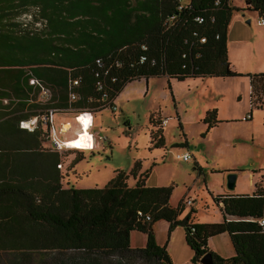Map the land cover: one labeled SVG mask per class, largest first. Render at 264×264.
I'll list each match as a JSON object with an SVG mask.
<instances>
[{"label":"trees","instance_id":"obj_1","mask_svg":"<svg viewBox=\"0 0 264 264\" xmlns=\"http://www.w3.org/2000/svg\"><path fill=\"white\" fill-rule=\"evenodd\" d=\"M214 1L0 0V249L20 251L19 260L34 250H75L86 264L115 254L119 258L110 264H131L136 257L175 264L152 230L154 222L165 219L168 233L178 224L184 227L191 264H201L198 258L207 251L216 264H264V187L258 182L252 192L213 194L223 212L215 222L194 221V207L180 218L183 204L169 202L173 185L147 184L149 170L140 171L139 161L129 171L115 170L101 187L64 186L62 151L83 152L95 143L56 148L47 119L50 108L53 120L56 113L63 119L70 114L75 119L81 111L94 114L111 107L127 82L164 74L178 80L248 75L251 105L259 106L264 71L239 72L228 58V26L238 7L229 0ZM244 2L264 14V0ZM197 15L203 19L196 20ZM97 58L103 64L100 89L95 85ZM44 86L51 91L47 99L39 97ZM71 91L76 97H70ZM152 118L150 142L164 146L163 125ZM202 119L207 129L216 125L217 108L207 109ZM27 121L30 125H23ZM134 229L147 233L143 246H131ZM223 230L234 247L230 257L207 244L209 236Z\"/></svg>","mask_w":264,"mask_h":264},{"label":"rangeland","instance_id":"obj_2","mask_svg":"<svg viewBox=\"0 0 264 264\" xmlns=\"http://www.w3.org/2000/svg\"><path fill=\"white\" fill-rule=\"evenodd\" d=\"M230 2L238 9L233 11L234 16L232 15L229 24V39L237 37L249 39L257 37L258 41L260 39L259 44L254 47L248 44L245 56H240L241 72L264 71V25L257 23L258 12L254 9H245L244 0ZM250 17L253 21L246 22ZM22 18L27 20L29 16L24 14ZM235 78L239 79L227 82L221 78L214 82L206 80L202 83L200 79L192 78L170 80L164 74L148 79L145 87L148 92L145 95L133 91L127 96L126 91H122L118 97H114L117 110L106 106L94 113L93 130L96 140L93 148L83 152H72L70 149L62 151L63 165L60 168L63 173L62 185L70 183L81 188L101 187L112 177L115 170L129 171L135 162L139 161L142 171L149 170L148 184L173 185L169 202L173 206L184 202L180 218L187 214L192 205L197 210L195 218L198 220L208 218L211 211L219 213V208L213 202L205 184L211 191L219 192L221 176L225 170L236 169L235 171L247 173L253 168H258L256 182L264 187V93L259 91L258 96L253 95L251 100L257 96L259 106L251 107L249 86L241 77ZM134 81L132 84L137 86H140V82L145 85L144 78H141V81ZM206 101L215 103L208 108L220 109L218 111L220 119L231 116L234 118L226 121L222 119L223 121L207 129L202 119L205 112L199 114ZM250 108L252 115L248 118ZM150 114L157 123L161 122L162 118L167 119L168 124L163 125V147H156L150 142ZM70 115L64 119L58 113L54 116L56 134L60 138L61 132L58 129L62 124L61 119L69 120ZM71 122L79 130L78 120L73 118ZM89 134L90 132L86 133L84 148L91 145ZM185 139L188 145H178L184 143ZM184 151L191 152L192 158L182 160L177 156ZM195 158H199L202 171L195 167ZM71 163L73 167H70ZM220 168L221 174L218 171ZM194 180L196 181L193 182ZM127 181L129 184L134 182L131 177ZM248 187L246 181L240 188L248 191ZM187 195L196 198L193 204L185 202ZM175 227L171 237L172 246L167 249L171 251L174 261L178 262L180 259H188V255L192 257V252L185 242L184 227L179 224ZM156 232L164 235L160 225H157ZM134 240L135 234L133 243ZM74 251L61 253L57 250H34L28 259L19 260L20 251L5 248L0 249V264H86L78 259L79 256ZM117 258L119 254L112 255L107 260H102L100 264H110ZM129 262L154 264L140 257L132 258Z\"/></svg>","mask_w":264,"mask_h":264},{"label":"crops","instance_id":"obj_3","mask_svg":"<svg viewBox=\"0 0 264 264\" xmlns=\"http://www.w3.org/2000/svg\"><path fill=\"white\" fill-rule=\"evenodd\" d=\"M245 9H248V8H245ZM257 15L259 16V14H257ZM232 17H231V19H232ZM249 19H250V21L248 23L253 21L252 17H250ZM230 23H231V20H230ZM257 23H259V22L257 21ZM228 28H229V26H228ZM259 41H260V39H259ZM259 41H258L257 37H254L253 39H249L248 37H237V38H234V39H229V36H228V58L230 60V63H231V66H232L233 69L241 72L242 69L240 67L241 66V64H240L241 57L240 56H245V53H246V51L249 48L248 44L250 46L254 47V45H258L259 44ZM258 63H260V61H258ZM235 77H241L243 79V82L247 83V86H249V92H250L251 87H250V81H249V76L248 75H232V76H223V77L222 76H206L205 78L204 77H187L185 79H188V78L200 79L202 81V83H204V82H206V80H207V82H214V81H217V80H220L221 78H223L224 79L223 81H227V82L228 81H232L233 82V81H236L235 79H239V78H235ZM141 78H144V81H145V85L144 86H143L144 83L142 84L140 82ZM141 78L136 79V80H140L139 81L140 82V86L132 84V83L135 82L134 80L129 81V82H127L124 85V87L116 95V97H118L122 93V91H124V90L126 91L127 96H129L133 91L139 92L140 95L141 94L145 95L148 92L147 88L145 89V87H147V81H149L148 79L150 77L147 79V81H146L145 77H141ZM168 79H170V80L171 79L172 80L173 79L178 80L177 78H174V77H168ZM196 83H199V82H196ZM249 97H250V93H249ZM219 99H221V98H219ZM212 104H215V103H213L211 101H206L199 114H202V112L204 114V112H206V110L209 109L208 106H210ZM249 104L251 105L252 103L249 102ZM251 107H253V106H251ZM251 109L252 108H250V110ZM251 115H252V110H251ZM199 116H201V115H199ZM69 118H70L69 121L71 122V119H73V116H71ZM218 118L220 119V117H218ZM233 118L234 117H232V116L231 117H224V118H221L220 121H218V122L223 121L222 119H224L226 121L227 119L232 120ZM61 120H62L63 124L66 123V122L63 121V119H61ZM87 121H88V116H86V122ZM70 122H69V125H71ZM167 124H168V122H167ZM75 132L77 133V128L72 123V127L71 126H70V128L69 127H65V129L63 131H61V139L64 140V141L69 140L76 134ZM87 132L88 131L86 130V132L83 135V142H84V146L85 147H86V137L85 136H86ZM89 136H90V134H89ZM89 142H90V139H89L88 143ZM187 145H188V142H187ZM161 147H163V146H161ZM195 162H197L198 169L200 171H202V169L200 167L201 163L199 161V158H195ZM221 170H222L221 168L218 170L220 172V174H221ZM140 171H142V170H140ZM200 171H199V174L201 173ZM227 171H229V169L225 170V173H222V176H221L222 177L221 190L219 192L211 191L210 189H208V185L205 184V186L207 187L206 189L210 191V193H209L210 196H212L213 194H216V193H224V192L241 193V192H252L254 190L255 182H256V172L258 171V168H253L250 171H247V173L237 170L236 183H235L234 189H232V190L226 187V173H227ZM147 180H148V177L146 179V183H147ZM195 181L196 180H194L193 182H195ZM246 181H247V184L249 186L248 189H247L248 191H245V190L240 188V187H242V185L244 183H246ZM150 185H152V184H150ZM187 199H191L192 201L190 203H188L186 201ZM195 199L196 198L194 196L187 195L185 197V202L188 203V204H193ZM183 201H184V199H183ZM221 204H222L221 202L219 204H216V206L219 208V213H215V212L211 211V212H209L210 215L208 216V218L203 219V220H198V219L195 218L196 217L195 213L197 212V210H196L195 213L193 214V220L194 221H201V222L221 221L222 218H223V212L221 210ZM183 205H184V202H183ZM190 207H192V205H190ZM157 225H160L161 228H163L164 235L161 236V235L157 234V232H156ZM168 225H169V222L167 220H165V219H159L156 222H154V224L152 225V230L154 232L155 239H156L157 243H159L160 245H165L166 249L168 247L172 246L171 237L174 234L175 228H176L175 227L173 230H171L170 233H168ZM134 234H135V240H134V243H133ZM146 238H147V233L146 232H143V231H140V230H136V229H134V230H132L130 232V244H131V246H143L145 244V242H146ZM207 244H208L209 249L213 250L214 252H216L221 257H230V256H232L235 253L234 247H233L232 242L230 240L229 233L226 230L220 231V232H218L216 234H213V235L209 236L208 239H207ZM188 247H189V245H188ZM167 251H168L173 263H175V264H191V258L192 257H190V255H188V257H187L188 259H186V258L185 259H180L177 262V261H174L171 251L168 250V249H167ZM189 251H191L192 255H193V250L190 247H189Z\"/></svg>","mask_w":264,"mask_h":264},{"label":"built area","instance_id":"obj_4","mask_svg":"<svg viewBox=\"0 0 264 264\" xmlns=\"http://www.w3.org/2000/svg\"><path fill=\"white\" fill-rule=\"evenodd\" d=\"M230 1V0H229ZM215 4H218V0H215L214 1ZM179 7H181V5H179ZM203 19V17L201 15H197L196 16V20L198 21H201ZM258 22L262 25H264V14L259 16V19H258ZM201 40H205L204 37H201ZM142 47L145 48V45L142 44ZM145 58V55H142L141 56V60H143ZM96 63H97V66H98V69H96V72H95V76H97L96 78V81H95V85L98 89L102 88L103 87V80L101 79L100 77V66H102V61L97 58L96 59ZM107 72V70H106ZM80 80L79 77L77 78H74L73 79V83H78ZM31 82H38L36 79H31ZM51 95V91L49 88L47 87H42L41 89V92L39 94V97L41 99H47L49 98V96ZM70 97L71 98H74L76 97V93L74 91H71L70 92ZM112 109L113 110H117V106L116 104L114 103L113 101V104L111 105ZM49 115L47 116V119L49 120V123H50V126H51V129H52V141H53V144L55 145L56 148L58 149H61L62 147H64L67 143L66 141L62 140L61 138H59L56 134V128H55V125H54V120H53V115H54V109L53 108H50L49 109ZM83 114H89L90 117L87 121V123L83 122L82 120L79 119V116L80 115H83ZM93 113L91 111H81L79 112L78 114H76L75 118L78 120V122L80 123V126H79V130H84L85 128H88L90 134H91V145L92 146L96 140V134H95V131L93 130L94 129V126H93ZM247 117L249 118L250 117V112L247 114ZM46 118V117H45ZM34 121V119L32 120ZM30 122L31 121H27V122H23V125H25L26 123L28 124V126L30 125ZM68 122V121H66ZM69 123V122H68ZM161 124L162 125H166L167 124V119L166 118H162L161 119ZM64 124L62 123L61 126L59 127L58 131L61 132L63 131L65 128L63 126ZM70 126V125H69ZM67 129V128H66ZM177 156L179 158H181L182 160H189L192 158V153L189 152V151H184L183 153H179L177 154ZM188 203L191 202V199H187L186 200ZM138 214L139 215H144L146 219L150 220L151 219V214L148 213V212H142L141 210H138ZM262 221L264 222V218H262Z\"/></svg>","mask_w":264,"mask_h":264},{"label":"water","instance_id":"obj_5","mask_svg":"<svg viewBox=\"0 0 264 264\" xmlns=\"http://www.w3.org/2000/svg\"><path fill=\"white\" fill-rule=\"evenodd\" d=\"M250 19L247 18L246 22H249ZM236 178H237V171L232 170L228 171L226 173V187L229 189H234L235 183H236ZM198 262L201 264H216L213 260L212 254L210 251L205 252L198 258Z\"/></svg>","mask_w":264,"mask_h":264},{"label":"bare ground","instance_id":"obj_6","mask_svg":"<svg viewBox=\"0 0 264 264\" xmlns=\"http://www.w3.org/2000/svg\"><path fill=\"white\" fill-rule=\"evenodd\" d=\"M86 116H88V119H89V117H90L89 114L80 115L79 119L82 120L83 122L87 123L86 122ZM25 125L27 126V124H25ZM68 125H69V123L66 122V123H64L63 126L67 127ZM86 130L89 133L88 128L87 129L85 128V130H82V129L77 130V133L75 134V136L73 138L66 140L67 144L65 145V147L84 148L85 146H84V142H83V135L86 132Z\"/></svg>","mask_w":264,"mask_h":264}]
</instances>
